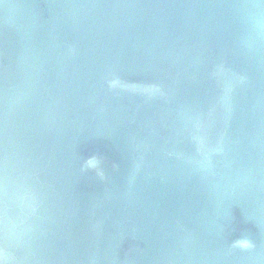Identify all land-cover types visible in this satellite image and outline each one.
<instances>
[{
    "label": "water",
    "instance_id": "water-1",
    "mask_svg": "<svg viewBox=\"0 0 264 264\" xmlns=\"http://www.w3.org/2000/svg\"><path fill=\"white\" fill-rule=\"evenodd\" d=\"M0 264H264V0H0Z\"/></svg>",
    "mask_w": 264,
    "mask_h": 264
}]
</instances>
